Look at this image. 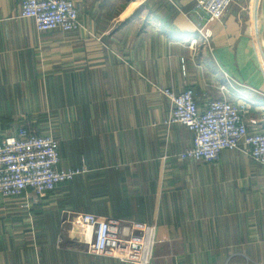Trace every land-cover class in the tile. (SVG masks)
I'll return each instance as SVG.
<instances>
[{"label": "crops", "instance_id": "1", "mask_svg": "<svg viewBox=\"0 0 264 264\" xmlns=\"http://www.w3.org/2000/svg\"><path fill=\"white\" fill-rule=\"evenodd\" d=\"M73 1L77 32L40 31L0 0V136L53 134L63 166L90 169L29 207L0 198V264H129L90 252L86 212L152 229L150 264H264V166L242 150L179 159L194 134L165 124L159 91L191 86L204 109L226 73L264 130L263 0H232L207 40L194 0Z\"/></svg>", "mask_w": 264, "mask_h": 264}, {"label": "built area", "instance_id": "2", "mask_svg": "<svg viewBox=\"0 0 264 264\" xmlns=\"http://www.w3.org/2000/svg\"><path fill=\"white\" fill-rule=\"evenodd\" d=\"M168 1L178 4V0ZM194 1L198 11L207 16L200 29L207 40L212 33L206 25L221 21L232 0ZM19 17L33 19L40 31L77 32L82 25L73 0H21ZM224 77L218 87L219 98L209 97L204 109L199 107L191 86L179 93L172 88H159L172 105L165 124L185 125L194 134L193 145L178 153V158L214 163L224 150H242L264 166V130L251 131L247 122L255 101L239 89L235 79L226 73ZM89 171L85 161L74 167L62 165L59 141L53 134H37L21 127L12 135L0 136V198H20L29 207L34 198L55 191ZM81 215L86 232L91 233L90 252L114 257L122 263H151L153 230L147 225L140 222L123 225L118 219L95 213Z\"/></svg>", "mask_w": 264, "mask_h": 264}, {"label": "water", "instance_id": "3", "mask_svg": "<svg viewBox=\"0 0 264 264\" xmlns=\"http://www.w3.org/2000/svg\"><path fill=\"white\" fill-rule=\"evenodd\" d=\"M262 10H263V21H264V0L262 1Z\"/></svg>", "mask_w": 264, "mask_h": 264}, {"label": "bare ground", "instance_id": "4", "mask_svg": "<svg viewBox=\"0 0 264 264\" xmlns=\"http://www.w3.org/2000/svg\"><path fill=\"white\" fill-rule=\"evenodd\" d=\"M87 233V232H86ZM88 236V235H87ZM89 236H91V233L89 232Z\"/></svg>", "mask_w": 264, "mask_h": 264}, {"label": "rangeland", "instance_id": "5", "mask_svg": "<svg viewBox=\"0 0 264 264\" xmlns=\"http://www.w3.org/2000/svg\"><path fill=\"white\" fill-rule=\"evenodd\" d=\"M57 191V190H56Z\"/></svg>", "mask_w": 264, "mask_h": 264}]
</instances>
